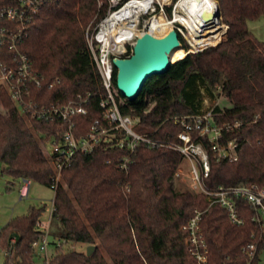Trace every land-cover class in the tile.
Here are the masks:
<instances>
[{"label": "trees", "instance_id": "16d2710c", "mask_svg": "<svg viewBox=\"0 0 264 264\" xmlns=\"http://www.w3.org/2000/svg\"><path fill=\"white\" fill-rule=\"evenodd\" d=\"M218 2L229 27L223 41L198 55L188 54L166 74L150 79L135 102L119 92L116 71L117 100L124 115L140 119L141 132L159 129L157 137L174 140L182 128L173 117L198 114L207 99L225 97L231 107L215 106V120L232 126L225 142L238 144V160L216 162L211 154L207 185L264 187V42L248 27L249 21L264 17V0ZM108 9V0H54L20 44L44 78L42 88L33 90L38 104L87 100L89 114L77 118L78 136L102 116L99 103L106 91L86 33ZM13 57L8 48H0V61L11 63ZM64 129L22 113L0 85V174L14 183L36 182L55 191L51 234L65 239L69 247L59 251L52 264H198L188 252V233L182 230L196 211L203 212L208 264H260L264 232L253 222V210L240 201L246 221L237 226L220 206L209 207L204 195L181 189L176 173L184 159L177 152L139 147L125 172L117 163L124 151L101 145L91 154L77 155L56 182L46 143ZM46 210V205L33 206L2 229L0 249L11 251L5 264H35L31 246L43 233L37 222ZM76 244L96 248L89 257L74 250ZM249 245L256 246L253 258L244 251Z\"/></svg>", "mask_w": 264, "mask_h": 264}, {"label": "built area", "instance_id": "2783aa9c", "mask_svg": "<svg viewBox=\"0 0 264 264\" xmlns=\"http://www.w3.org/2000/svg\"><path fill=\"white\" fill-rule=\"evenodd\" d=\"M53 1L0 0V48H8L14 53L11 63L0 61V85L6 86L10 97L22 113L29 114L35 120L65 126L62 133L48 139L51 144L49 156L57 172L56 182L60 181L61 173L77 155L91 154L101 145L124 151L117 163L125 172L135 162L134 156L139 147L149 150L169 149L190 162L194 189L196 193L206 197L209 207L220 206L227 212L233 224L243 226L246 218L239 206L240 201H243L254 212L253 222L264 232V187L245 184L212 189L207 185L211 171V154L216 162L226 160L232 163L238 160V144L235 141L225 142L226 133L232 126L218 124L214 108L205 107L195 115L173 117L174 124L182 130L176 139L169 140L157 137L159 129L149 133L141 132L140 119L122 113L115 91L114 76L117 70L114 59L130 57L136 40L144 34L149 33L157 38L156 35H163L169 28L170 31L175 29L186 54L198 55L199 49L209 46L211 41L229 30L223 21L218 0H212L213 5L210 8L196 6V9L191 7L192 0H108L107 15L92 34L86 35L92 61L100 74L106 96L99 103L102 116L94 119L88 132L82 136L77 134V118L89 114L87 100L80 97L68 102L38 104L33 90L42 88L44 78L20 49V44L28 37L42 9ZM124 12H129L130 16H121L116 25L117 33L124 38L122 46L111 47L101 36L109 28L111 18ZM132 17L136 18L134 28L140 36L126 37L127 22ZM219 48L221 47L215 50ZM238 126L239 124L235 125ZM176 177H179L178 172ZM28 189L29 182H26L22 191L23 197L28 195ZM55 211L53 201L48 221L40 219L37 222L43 233L31 246L35 264H52L54 256L69 247L65 239L53 237L51 234ZM202 214L203 212L196 211L182 226V230L188 233L189 254L198 264H208L210 251L201 228ZM15 241L16 239L12 240L10 249ZM244 251H249L253 258L256 246L249 245ZM10 254V250L5 251L6 256Z\"/></svg>", "mask_w": 264, "mask_h": 264}, {"label": "rangeland", "instance_id": "374dc122", "mask_svg": "<svg viewBox=\"0 0 264 264\" xmlns=\"http://www.w3.org/2000/svg\"><path fill=\"white\" fill-rule=\"evenodd\" d=\"M248 27L257 40L264 42V17L249 21ZM93 31L94 28H89V30H87V33L92 34ZM174 56L171 58V63L176 62ZM217 105L221 108L231 107V104L225 97H220L217 102H213L207 99L205 103V107L214 108ZM50 151L51 144L49 141H47L46 152L48 156L50 154ZM177 172L179 173V177L177 178L178 186L181 189H188L192 192H196L194 189V184L191 180L190 162L187 160H183ZM23 183L24 181H15L14 183L11 177L0 174V232L12 219L26 215L30 208L33 206L46 205L47 210L42 215L41 220L47 222L50 217L53 200L55 198V191L36 182H30L28 189L29 194L28 196L23 197L20 193V188ZM73 249L79 252H87V246L84 244H76L73 246ZM5 262V252L0 249V264H5ZM260 264H264V250L260 255Z\"/></svg>", "mask_w": 264, "mask_h": 264}, {"label": "water", "instance_id": "95a60500", "mask_svg": "<svg viewBox=\"0 0 264 264\" xmlns=\"http://www.w3.org/2000/svg\"><path fill=\"white\" fill-rule=\"evenodd\" d=\"M178 33L172 29L165 37L156 38L147 33L139 37L128 58H115L116 83L119 92L130 102L137 101L148 81L166 74L172 64L169 54L181 46ZM30 182V181H25ZM95 246L87 247V256H92Z\"/></svg>", "mask_w": 264, "mask_h": 264}, {"label": "bare ground", "instance_id": "6f19581e", "mask_svg": "<svg viewBox=\"0 0 264 264\" xmlns=\"http://www.w3.org/2000/svg\"><path fill=\"white\" fill-rule=\"evenodd\" d=\"M196 0H192L191 1V7L194 9H196V6L200 7H207L210 8L213 5V1L212 0H197L196 2H194ZM130 16L129 12H124L120 15H116L113 18H111V20L109 21V28H106L107 32L104 31L105 33L102 34V40L105 41V43L111 47H115V48H120L122 46V41H123V37L121 35H119L118 32V26L117 25V20H120L121 16ZM135 25H136V18L132 17L131 20H129L127 22V32H126V37H133V36H140V33H138L135 30ZM169 28L163 35H167L170 32ZM227 31L220 34V37H218L216 40L211 41L212 44H209V46H206L205 48L199 49L198 53L205 51L206 49H208L209 47H214L217 46L219 44L220 41H223L224 38L226 37ZM163 35H156L158 36L157 38H162ZM217 44V45H216ZM181 45L176 47L175 49H173L171 51V53L169 54V58H170V63H171V58L174 56L175 57V61H179L183 58H185L187 56L186 54V49Z\"/></svg>", "mask_w": 264, "mask_h": 264}, {"label": "crops", "instance_id": "0c3cea01", "mask_svg": "<svg viewBox=\"0 0 264 264\" xmlns=\"http://www.w3.org/2000/svg\"><path fill=\"white\" fill-rule=\"evenodd\" d=\"M30 183V182H29ZM24 185H26V182L24 181V183L22 184L21 188H20V193L22 194V191H23V188H24ZM29 194V193H28ZM28 196V195H27Z\"/></svg>", "mask_w": 264, "mask_h": 264}]
</instances>
